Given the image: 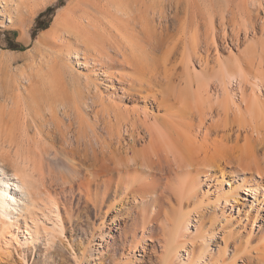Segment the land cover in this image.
Here are the masks:
<instances>
[{"label":"bare ground","instance_id":"1","mask_svg":"<svg viewBox=\"0 0 264 264\" xmlns=\"http://www.w3.org/2000/svg\"><path fill=\"white\" fill-rule=\"evenodd\" d=\"M152 5L154 16L141 23L144 37L134 34L135 22L113 33V27L86 29L69 11L56 15L55 32L65 43L57 55L75 53L103 76L116 68L119 85L105 98L86 97L81 86L89 78L82 80L71 63L62 72L75 102L100 101L108 112V118L97 113L94 124L80 115L77 128L54 119L47 126L46 137L60 139L65 154L84 150L87 175L71 163L53 166L50 155L61 151L44 142L28 157L15 153L12 174L0 161V264L11 263L14 249L27 262L26 250L38 242L54 248L65 230L58 188L67 186L99 207L111 195L130 198L137 214L127 217L141 235L121 243L141 252L147 235L161 239L160 264H264V38L244 44L257 33L254 15L264 11V0H188L183 18L164 2ZM0 14L7 17L1 7ZM223 44L227 57L218 53ZM15 135L2 133L0 146L12 145ZM103 257L96 261L109 264ZM115 258L110 264H123Z\"/></svg>","mask_w":264,"mask_h":264},{"label":"rangeland","instance_id":"2","mask_svg":"<svg viewBox=\"0 0 264 264\" xmlns=\"http://www.w3.org/2000/svg\"><path fill=\"white\" fill-rule=\"evenodd\" d=\"M160 1L164 2L167 10L170 12L172 10V14L177 13L178 17H184L188 0H0V7L7 14V17L0 14V136L2 133L9 134L11 130H14L16 134L14 145L7 142L0 146V161L3 160L8 163L9 173H14V167L10 163L12 164L13 156L15 157L17 153L28 157L36 146L43 142L55 147L54 151H61L60 139L54 141L47 138L45 134L49 130L47 126L51 119L60 120L64 123L72 121L74 122L73 126L77 128L78 121L75 120H78L80 115L85 117L86 114V118L88 117L92 124L96 122L95 117L99 112L100 116L108 118L107 110L104 112L105 105L100 101L89 107L74 101L73 92L65 86V78L62 77V72L67 63H71L74 72L81 75L82 80L86 81V78H89L88 82H84L81 86L86 97H92L99 93L98 95L105 98L111 91L114 92L115 87L119 85L118 79H115L119 77L116 68H108L110 74L103 76L99 69H95L96 67H84V59L81 58L78 62L75 53L71 55V58L57 55L61 54L62 56L61 48L65 43L61 40L60 32H55L59 25L56 15H67L69 11L72 21L79 22L78 24L82 27L87 29L85 25L88 27L94 25L93 28L95 29V27L103 26L106 30H109L108 27L110 29L113 27V30L111 29L113 33L118 32L115 28L120 29L121 24L131 21L133 24L134 22L137 24L136 30H133L134 34L144 37L146 33L142 24L145 17L154 16L152 15L153 9L150 7L154 2L156 5ZM154 4L152 6H155ZM48 8L50 9L39 17ZM251 9L254 10V8ZM64 12L66 13L64 14ZM122 17L123 21H121ZM254 18L257 33L250 34L248 40L244 39V34H242L244 44H247L251 38L254 40L264 38V11L260 14L256 13ZM155 22H159L156 16ZM47 24H49L48 28L39 30L38 34L33 36L36 29ZM171 27V32L176 34L173 33L174 36H178L177 28L175 30L176 25ZM67 39H70L68 35H66ZM179 49L181 50V47ZM234 50L237 51L236 48ZM228 51V47L223 44L218 53L227 57ZM162 52L160 50L158 55H162ZM215 52L214 50L210 55V61L213 64L217 57ZM179 58L180 53L178 52L174 59L180 61L181 58ZM197 68L200 69V66L197 65ZM114 72L115 74H113ZM102 80L109 84L102 85ZM125 103L132 108L135 106L136 100H126ZM139 104L142 105L140 102ZM102 111L105 115L101 114ZM26 122L29 123L28 126ZM39 128L42 132H39ZM100 128H98V132L101 131L105 135L106 128L103 127L105 130L102 126ZM101 132L98 134L100 135ZM20 139L22 143H20ZM72 143L78 147L74 139ZM76 149L78 150V148ZM80 151L75 155L65 154L62 151L58 152L59 155L55 158L56 160L52 153L53 155L50 157L53 166L60 168V165L69 166L71 163L83 171L82 174L87 175V163L82 156L79 157L84 153V150L81 151L82 153ZM58 191L64 202L59 206L64 219V233L57 237L56 245L51 250H48L42 242H38L36 246L27 249V262L14 249V257L10 264H101L96 261L97 256H104L101 261L107 259L106 262L109 264L111 256H116L117 260H121L123 264L124 262H129V264H160L161 239H150V235H147L146 244L140 246L141 252H132L131 247H129L131 239L133 237L139 239L141 235V232H135L130 226L132 219H128V217L131 214H137L130 198L118 196L117 199H114V195H111L110 200L113 209L109 211L108 203L110 200L105 206H94L93 200L81 193L77 187L73 189L69 186L65 189L60 187ZM114 215H118L119 219L114 220ZM114 223L120 229L117 230ZM125 238L128 239L129 243L122 244L121 241H124ZM145 246L147 247L146 252L143 250ZM142 255L143 259L141 260ZM241 264L244 263L241 261Z\"/></svg>","mask_w":264,"mask_h":264},{"label":"trees","instance_id":"3","mask_svg":"<svg viewBox=\"0 0 264 264\" xmlns=\"http://www.w3.org/2000/svg\"><path fill=\"white\" fill-rule=\"evenodd\" d=\"M50 8H48L45 12H42L39 17H41L44 13H46ZM49 27V24L45 25V26H40L38 29H36L34 32H33V36H36L38 34V31L39 30H43V29H46Z\"/></svg>","mask_w":264,"mask_h":264}]
</instances>
